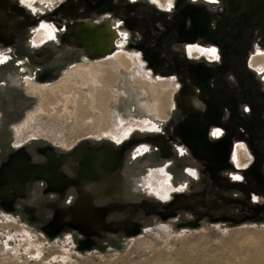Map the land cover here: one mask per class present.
<instances>
[{
    "label": "rangeland",
    "instance_id": "obj_1",
    "mask_svg": "<svg viewBox=\"0 0 264 264\" xmlns=\"http://www.w3.org/2000/svg\"><path fill=\"white\" fill-rule=\"evenodd\" d=\"M165 1L0 0V264H264V0Z\"/></svg>",
    "mask_w": 264,
    "mask_h": 264
},
{
    "label": "flooded vegetation",
    "instance_id": "obj_2",
    "mask_svg": "<svg viewBox=\"0 0 264 264\" xmlns=\"http://www.w3.org/2000/svg\"><path fill=\"white\" fill-rule=\"evenodd\" d=\"M22 1L25 4L29 5V6H33V5L36 4V5H38L40 7V9H43L44 7H49L53 3V0H22ZM124 1L125 0H123V1L119 0V3L120 4L124 3ZM130 1L136 2L138 0H130ZM161 1H162L161 5L164 7V9L168 10V8L170 7V3L166 2V1L164 3V0H161ZM158 3L160 4L159 1H158ZM121 5H123V4H121ZM178 7H179V5L175 6V9H178ZM192 11H194V10L192 9ZM190 14H193V12L192 13L190 12ZM83 23H80V24L77 25V26H79V25L80 26L78 27L77 32L75 31V35L74 36H76V38L79 40V42L82 43L81 45L84 46V48H85L84 51L85 52L87 51L88 52V53L86 52L87 54H90V56H92L93 58L94 57H98V56H107L106 59H108V60H110V58L116 59V60L118 59V61L121 60V58L120 59L118 58L117 53L111 54L113 51H117V52H122L123 51V46L122 45H123L124 36H123L122 33H120L121 36L118 37L117 31L115 30L116 28L113 27L115 25H111V24L108 23L104 27L101 26L102 28H98L97 26H94L93 23H89V22H86L84 24ZM87 31H89L90 33H93L94 37L97 36V43L96 44H94V45L91 44L92 39H89L87 41L86 38L89 35V33ZM55 32H56L55 27L50 26V25L41 24L40 28L36 29L33 32V34H32L33 37L31 39V44L34 45V46L41 45L42 43H44L46 41H49L50 39L54 38ZM95 41H96V39H95ZM188 46H192V45H188ZM195 46H197L199 48L203 47V46H200V45H195ZM203 48L201 49L202 53L198 54V55L206 54V52H207L206 48H204V49ZM22 52H24V51L20 50L19 54H21ZM210 54L211 53H208V55H210ZM2 56L3 55L0 52V61L2 60ZM215 56H216V50H215V53L213 55V58ZM257 57L261 58L263 56L258 53V55L253 57L252 61L257 59ZM210 59H211V61H214L212 58H210ZM128 63H129V67L131 68L132 64L134 63L133 59L129 58L128 59ZM249 67L251 68V66H249ZM259 67H260L261 72L264 73V68H261V65H259ZM138 69L139 68L134 69L132 71V73H136L137 72V73L143 74L144 77L153 78L148 73H144L142 71V69H140V70H138ZM251 69L256 71L253 68H251ZM158 78H160L161 80H166V78H161V77H156V78H153V79H158ZM214 131H215V129H212V132H214ZM193 133H195V132H193ZM196 134H200V133L196 132ZM212 137H213V139L215 138L214 136H212ZM217 137H219V136H217ZM233 151H234V149H233ZM211 156L212 157L210 158V160H213V154ZM232 159L236 160L234 155H233ZM240 161H241V159L239 158V162Z\"/></svg>",
    "mask_w": 264,
    "mask_h": 264
},
{
    "label": "bare ground",
    "instance_id": "obj_3",
    "mask_svg": "<svg viewBox=\"0 0 264 264\" xmlns=\"http://www.w3.org/2000/svg\"><path fill=\"white\" fill-rule=\"evenodd\" d=\"M88 33H89V37L87 36V41L89 40V39H92V41H91V44H96L97 43V36H95L94 37V34L93 33H90L89 31H87ZM40 39V38H39ZM95 39H96V41H95ZM110 59H112V58H110ZM112 60H116V59H112ZM122 60V59H121ZM252 65H253V67H254V65H261V68H264V59H260V58H258V59H255V60H253L252 61ZM263 65V66H262ZM97 66H99V65H97ZM96 66V67H97ZM113 66V65H112ZM115 66H117V65H115ZM90 69V68H89ZM94 69V68H93ZM138 70H140V69H138ZM95 73V72H94ZM97 73V72H96ZM133 75V77H138L139 79H141L140 81L141 82H145L146 81V83L147 82H150L151 84L149 85V83H147L148 85L147 86H149L148 88H149V90L152 92V91H154V89H156V84H158L159 86H164L165 84H166V82L168 81V80H161L160 78H158V79H153V78H147V77H144V75L143 74H140V73H135V74H132ZM93 79V78H92ZM158 82V83H157ZM164 84V85H163ZM146 85V84H145ZM60 87V86H59ZM143 88V87H142ZM155 93V92H154ZM92 103V102H91ZM40 113V112H39ZM42 114V113H41ZM100 116V115H99ZM111 130V129H110ZM110 130H108L109 132H110ZM108 131H106L105 133H108ZM101 132H104V130L103 131H101ZM219 136V135H218ZM217 137V136H216ZM237 148H239V146H237V147H235V149H234V151L237 149ZM238 150V149H237ZM239 150H240V148H239ZM246 151V150H245ZM238 152V151H237ZM235 154V153H234ZM243 156H244V153H243V149H242V151H240V154H239V152H238V154L236 153L235 154V159H236V162L237 163H239V158L241 159V158H243ZM146 180H148V179H146ZM150 184V183H149Z\"/></svg>",
    "mask_w": 264,
    "mask_h": 264
},
{
    "label": "crops",
    "instance_id": "obj_4",
    "mask_svg": "<svg viewBox=\"0 0 264 264\" xmlns=\"http://www.w3.org/2000/svg\"><path fill=\"white\" fill-rule=\"evenodd\" d=\"M21 56L23 57L24 60L27 59V54H25L24 52L21 53Z\"/></svg>",
    "mask_w": 264,
    "mask_h": 264
},
{
    "label": "built area",
    "instance_id": "obj_5",
    "mask_svg": "<svg viewBox=\"0 0 264 264\" xmlns=\"http://www.w3.org/2000/svg\"><path fill=\"white\" fill-rule=\"evenodd\" d=\"M215 131H216V130H215ZM216 134H217V132H215V137L218 136V135H220V133H218L217 135H216Z\"/></svg>",
    "mask_w": 264,
    "mask_h": 264
},
{
    "label": "water",
    "instance_id": "obj_6",
    "mask_svg": "<svg viewBox=\"0 0 264 264\" xmlns=\"http://www.w3.org/2000/svg\"><path fill=\"white\" fill-rule=\"evenodd\" d=\"M78 29V28H77ZM76 32H77V30H76Z\"/></svg>",
    "mask_w": 264,
    "mask_h": 264
},
{
    "label": "snow or ice",
    "instance_id": "obj_7",
    "mask_svg": "<svg viewBox=\"0 0 264 264\" xmlns=\"http://www.w3.org/2000/svg\"><path fill=\"white\" fill-rule=\"evenodd\" d=\"M213 51H214V49H213Z\"/></svg>",
    "mask_w": 264,
    "mask_h": 264
}]
</instances>
